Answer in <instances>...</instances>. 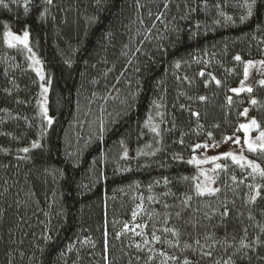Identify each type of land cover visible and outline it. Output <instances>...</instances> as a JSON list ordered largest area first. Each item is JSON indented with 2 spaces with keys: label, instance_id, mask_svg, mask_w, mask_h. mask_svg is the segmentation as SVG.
Here are the masks:
<instances>
[{
  "label": "trees",
  "instance_id": "obj_1",
  "mask_svg": "<svg viewBox=\"0 0 264 264\" xmlns=\"http://www.w3.org/2000/svg\"><path fill=\"white\" fill-rule=\"evenodd\" d=\"M250 2L4 0L0 264H264V177L223 158L201 196L189 162L239 133L246 108L264 128V86L232 93L264 55V0ZM7 26L30 31L51 124ZM139 202L154 249L124 231Z\"/></svg>",
  "mask_w": 264,
  "mask_h": 264
},
{
  "label": "rangeland",
  "instance_id": "obj_2",
  "mask_svg": "<svg viewBox=\"0 0 264 264\" xmlns=\"http://www.w3.org/2000/svg\"><path fill=\"white\" fill-rule=\"evenodd\" d=\"M29 33V47H31V35L29 30H25ZM16 32L12 30L11 27L7 26L4 31V38L5 43L8 47L9 46V37L6 36L7 32H11L14 35H19L23 37V33L25 32ZM16 47H23V45L17 43ZM16 47H10V48H16ZM25 49V48H24ZM32 49V47H31ZM27 52V55L30 59V69L37 75L40 86L42 88L41 93V111L44 117L47 119H50L49 115V99H50V82L48 81L45 73V69L43 66V62L39 55L32 49V52H28L27 49H25ZM33 53L35 54L33 56ZM38 60L39 64L35 63V61ZM248 62H252L251 66H249ZM264 55L260 58H253L252 60H249L245 64V68L248 69V74L245 76L244 71V77L241 80V82L233 89H241L239 93L232 91L234 95H240L243 93H248L246 90L247 88L251 87L252 91L256 85L260 84L261 80H264ZM41 75H43V79H41ZM47 88V92L44 91V89ZM245 110H247V113L245 114ZM242 114V120L241 124H248L250 123L251 119H253L250 116V108H246ZM257 121V120H256ZM257 124L259 125L258 128L251 127L249 129V132L246 134L244 129H242L239 126V133H236L234 135H229L221 140L215 142L211 146H206L199 148L189 159L190 164L197 167L199 169V181L198 184L201 185H207L213 189H215V183H214V175L215 171L217 170L216 165L218 162L224 158V155L226 153H233L237 156H243L247 160H252L256 164H258L254 157L258 158V153L260 150L258 149L257 152L253 153L248 150V143L252 140H255L257 144L260 143V141L257 139L259 136V133L261 131H264V128L261 127L259 122L257 121ZM239 139V143H236V140ZM213 157H221L218 160H214ZM231 159V157H228ZM232 160V159H231ZM197 162H199L197 164ZM259 165V164H258ZM133 213H136L135 216H133ZM132 213V216L130 220L125 224L124 231L128 236H131V240L134 242V244L139 245L140 248H147V249H154L156 247V239L153 235L149 234L147 231V223H148V216L145 212L144 204L143 202H139L137 206L134 208ZM139 233V234H138ZM91 243V242H89ZM93 243V242H92ZM84 245H88V242L84 240Z\"/></svg>",
  "mask_w": 264,
  "mask_h": 264
},
{
  "label": "snow or ice",
  "instance_id": "obj_3",
  "mask_svg": "<svg viewBox=\"0 0 264 264\" xmlns=\"http://www.w3.org/2000/svg\"><path fill=\"white\" fill-rule=\"evenodd\" d=\"M46 3H49L51 4L52 3V0H46ZM257 3V0H251L250 3L247 4V8H248V15H251L252 14V9L253 7L256 5ZM4 4V0H0V5ZM6 6V5H5ZM230 19V18H229ZM6 36H8L10 39H9V46L10 47H16V44L19 43L21 45H23V47L25 49H27L28 52H32V49L31 47H29V33L27 31H25L23 33V37L19 36V35H14L13 33L11 32H7L6 33ZM35 54L33 53V56ZM237 60H240L241 58L239 56L236 57ZM35 63L39 64V61L36 60ZM249 63V66H251L252 62H248ZM261 63H264V62H261ZM202 74V73H201ZM248 74V69L245 68V76H247ZM41 79H43V75H41ZM220 82L217 81V84H219ZM260 84L264 85V80H261L260 81ZM249 93L252 92V88L249 87L246 89ZM45 92H47V88L44 89ZM232 91L234 92H237L239 93V91H241V89H232ZM201 99H205L204 97H201ZM229 99V103H231V97L228 98ZM251 103L253 105H255L257 103V101L255 99H252L251 100ZM247 113V110H245V114ZM48 123L51 124L52 123V120L49 119L48 120ZM242 129H244L245 133L247 134L249 132V129L251 127H256L258 128L259 125L257 124V121L253 118L251 119L250 123L248 124H241L240 126ZM155 131V129H153ZM257 139L260 141L259 144L256 143L255 140H252L248 143L247 147H248V150L250 152H257V150L259 149L261 152H264V131H261L259 133V136L257 137ZM236 143H239V139L236 140ZM38 145L36 144H33V147H37ZM196 147H200V145H197ZM206 147V146H205ZM23 151L25 153H27L29 151L28 148H24ZM228 157H231L232 161L234 163H236L237 165H239L241 168H244L245 165H247L248 168H251L252 170V173L253 174H258L259 176L261 177H264V168H261L260 165L256 164L254 161L252 160H247L245 157L243 156H237L231 152L229 153H226L224 155V158L227 159ZM221 157H213L214 160H218L220 159ZM191 162V161H190ZM199 162H197L198 164ZM217 168L221 167V165L217 164L216 165ZM235 179V178H234ZM196 189H197V193L201 196L203 195H214L215 192L218 191V189H213L207 185H201V184H197L196 185ZM257 195H259V190L257 189ZM253 199H255V197H253ZM226 214V213H225ZM136 213H133V216H135ZM165 231H171L169 229H165ZM139 234V233H138ZM173 235H178V233L176 232H173ZM154 238L159 241L160 240V237H155ZM137 247L139 248V245H137ZM161 255H164L163 253H161ZM184 264H188V261H185Z\"/></svg>",
  "mask_w": 264,
  "mask_h": 264
}]
</instances>
